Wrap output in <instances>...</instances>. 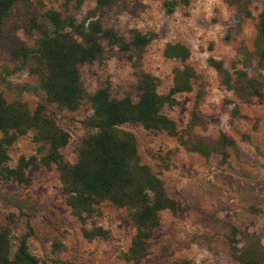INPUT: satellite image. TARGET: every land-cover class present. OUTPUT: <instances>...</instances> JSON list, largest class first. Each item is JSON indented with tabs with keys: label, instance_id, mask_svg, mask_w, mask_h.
<instances>
[{
	"label": "rangeland",
	"instance_id": "rangeland-1",
	"mask_svg": "<svg viewBox=\"0 0 264 264\" xmlns=\"http://www.w3.org/2000/svg\"><path fill=\"white\" fill-rule=\"evenodd\" d=\"M244 3L251 11L249 18L239 12ZM262 8L261 0H192L190 6L167 14L161 0H118L100 16L105 27L116 29L127 41L133 29L154 34L141 59V69L160 79L161 94L168 93L174 71L182 67L179 61L164 56L166 45H186L191 51L187 64L197 75L193 91L178 95L179 105L166 107L164 114L176 122L180 137L189 146L200 141L213 145L221 134L236 144L226 149L227 157L219 151L205 157L187 150L178 138L165 132L147 131L138 124L122 127L136 136L141 162L164 181L168 194L178 203L177 214H161V226L148 243V264L182 260L238 264L225 236L228 223L256 232L264 245V97L238 99L208 63L213 58L230 71L246 70L259 77L256 63L245 57L255 51ZM94 9L93 1L79 10L73 6L67 9L64 0H31L28 6L19 3L13 8L0 41V92L9 102L20 99L32 111L45 103L39 78L28 68L18 69L20 61L10 53V48L22 42L34 46L40 37L38 31L28 32L30 18L37 17L40 23L44 12L55 10L81 22ZM103 45L104 61L80 68L85 88L94 93L109 80L113 97L131 96L136 101L138 79L130 60L132 53H122L105 42ZM199 95L196 111L201 121L191 126ZM229 102L238 104L239 116L232 115ZM47 113L70 134V143L61 152L65 161L75 163L81 141L90 133L84 125L92 114L90 105L86 103L76 112L48 105ZM32 137L20 138L11 148L12 166L21 156L39 153ZM28 174L32 178L29 186L0 181V223L10 226L15 243L29 234L30 251L42 264H130L122 258L135 233L127 209L107 202L99 206L87 227H103L110 231V237L88 241L81 222L66 204L57 167L30 170ZM55 242L62 244L60 250L53 248Z\"/></svg>",
	"mask_w": 264,
	"mask_h": 264
},
{
	"label": "trees",
	"instance_id": "trees-1",
	"mask_svg": "<svg viewBox=\"0 0 264 264\" xmlns=\"http://www.w3.org/2000/svg\"><path fill=\"white\" fill-rule=\"evenodd\" d=\"M87 1H93L95 9L81 22L72 15H63L55 10L44 12L40 23L37 17H31L28 32L40 33L35 45L28 46L22 42L10 48L11 56L20 61L18 69L28 68L32 75L39 78L45 103H40L32 111L24 101L18 99L9 102L0 92V181L29 186L32 182L28 174L30 170L56 166L66 204L81 222L84 238L93 241L110 237V231L103 227H87L103 203L127 209L135 233L130 248L122 258L130 264H148V243L161 226V214L164 211L177 214L178 203L168 194L164 181L150 166L141 162L136 136L122 127L138 124L147 131L165 132L178 138L187 150L205 157L217 151L227 157L226 149L236 144L221 134L213 145L200 141L189 146L180 137L176 122L164 114L166 107L179 105L178 95L193 91V81L197 75L187 64L191 51L186 45H166L164 56L179 61L182 67L174 71L173 84L168 93L161 94L160 79L141 69V59L154 40V34L133 29L131 40L127 41L116 29L105 27L100 16L114 7L118 0H64V6L79 10ZM161 1L167 14H173L181 6L188 7L192 2ZM261 1L263 8L258 15L255 51L245 57V60L256 63L259 77L250 76L246 70L230 71L222 61L213 58L208 61L220 75L223 85L240 100L264 97V0ZM19 3L28 6L31 0H0V41L3 40L5 22ZM239 12L248 18L252 16L247 3L240 6ZM103 42L122 53H132L130 60L137 70L138 79L136 101L131 96L121 99L113 97L109 80L94 93L85 88L80 68L85 64L104 61ZM134 56H137L136 61L133 60ZM200 97L193 111L191 126L201 121L196 111ZM86 103L92 110L84 121L90 133L81 141L77 161L69 163L61 150L70 143L71 136L47 113V106L56 105L60 109L76 112ZM229 103L233 107L232 115L239 116L238 104ZM29 134H33V142L39 145V153L30 157L21 156L12 166L11 148ZM225 236L235 262L264 264V245L256 232L241 230L228 223ZM13 239L10 226L0 223V264H42L30 251L29 234L19 237L16 243ZM61 247L60 242H55L53 246L55 250ZM63 264L76 263L67 261ZM172 264L192 262L182 260Z\"/></svg>",
	"mask_w": 264,
	"mask_h": 264
}]
</instances>
